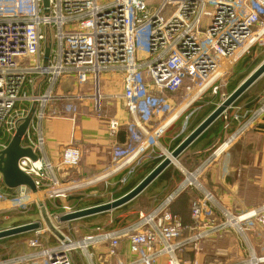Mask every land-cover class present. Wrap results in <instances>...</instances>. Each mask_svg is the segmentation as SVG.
<instances>
[{"label": "built area", "instance_id": "1", "mask_svg": "<svg viewBox=\"0 0 264 264\" xmlns=\"http://www.w3.org/2000/svg\"><path fill=\"white\" fill-rule=\"evenodd\" d=\"M47 1L44 7L42 0H0V151L7 148L17 127L28 117L21 147L36 156V160L29 157L17 162L18 169L32 179L36 193L26 187L9 193L0 186V214L26 211L32 203L43 205L47 199L66 197L102 180H60L61 171L79 166L81 152L72 146L62 150L56 163L46 159L42 124L59 114L56 107L49 108L52 103L62 102V112L70 113L72 121L80 111L74 103L87 97L94 101L93 111L99 113L103 103L100 77L118 74L123 89L114 96L123 101L130 117L132 142L125 149L113 148L114 163L123 162L110 175L129 168L130 176L147 154L157 151L163 132L177 118L176 108L166 112L157 95L177 94L184 88L180 102L190 104L205 92L216 94L229 70L264 43V0ZM64 79L72 80L75 94L66 96L59 91ZM89 85L93 94L87 96L83 87ZM232 107L221 118L226 121L225 129L234 122L238 127L222 145L231 143L264 113L263 102L241 122L236 107L229 114ZM158 114L165 117L151 130L145 129L142 124ZM107 122L108 134L116 137L121 123L115 118ZM206 165L182 170L184 178L177 190L160 206L139 214L130 226L115 231L98 227L80 240L57 232L58 244L40 249L35 256H43L47 264H72L71 252L83 251L91 260L88 249L107 243L112 257L120 241L126 240L132 258L119 264H157L159 259H164V264H205L197 259L186 263L182 256L188 250L199 251L200 243L216 236L238 235L247 244L250 233L263 238L264 204L240 214L221 207L200 182ZM190 188L199 189L202 195L191 203L192 223L184 225L170 205ZM40 235L36 230L30 248H42ZM246 249L247 255L239 260L217 259L210 264H264V255H257L249 244Z\"/></svg>", "mask_w": 264, "mask_h": 264}, {"label": "crops", "instance_id": "2", "mask_svg": "<svg viewBox=\"0 0 264 264\" xmlns=\"http://www.w3.org/2000/svg\"><path fill=\"white\" fill-rule=\"evenodd\" d=\"M99 84L100 93L103 96L101 110L105 103V106L108 107L107 113L111 116L101 115V111L99 112L100 115L96 111L94 112V101L87 97L82 99L78 104L74 103L80 110L78 116L75 117V121L70 119V113L62 112L64 105L62 102H54L49 108L56 107V111L59 112L58 116L54 115L42 124L43 135L46 139L44 147L46 159L56 163L61 157L62 150L68 146H72L81 152L79 166L73 170L64 169L59 174V178L62 182L70 180L80 181L81 179H89L96 177V175H100L114 164V162L111 163L113 148L125 149L128 147L129 143L132 142L128 127L130 117H128L125 111L123 101L115 97L121 94L123 89L121 77L114 73L104 74L100 77ZM102 90L105 91L106 94L103 93ZM59 91L62 92L61 86ZM83 91L87 96L93 94L91 85H89V87H83ZM184 92L185 90L183 88L180 89L177 94L162 93L160 94L161 96H156L163 104L168 103V105L172 106V109L176 108L178 112L180 110L182 112H177V118L165 129L163 132L164 134L158 141V149L156 150H164V148H161L162 142H164L166 148L173 150L175 148L173 147L174 142L179 141L180 138L184 139L186 137L185 135H187L186 133L189 132L190 134L196 126L203 121L202 120L190 131V127L195 123L203 110L215 105V103H213L206 108H202L203 102L196 99L188 105L189 107L187 106L186 109H181L185 106L183 102H180L183 100L181 98H183ZM75 93L76 91L73 87V92L70 95ZM242 95L231 106L236 107L240 111L241 122H244L247 118L251 117V114H249L250 112L258 109L259 106L263 104L264 88L262 93H258L256 96V102L252 100L247 101L245 99L243 102H240ZM174 99H176L175 103H173ZM233 107L229 111V114L234 111ZM198 109H201L199 111L200 113L196 114ZM183 110L190 111L188 115L192 116V114H195L193 121L188 126H186L185 121L179 122V119L182 117L181 115L184 113ZM164 115L165 114L152 115L151 121L142 125L145 129L151 130L152 127L162 121L165 117ZM109 118H115L121 123L116 137H111L110 134H108L107 120ZM225 123L226 121L221 117L214 121L196 141L181 153L177 160L181 162V165L185 163L191 171L197 169L202 163L207 162L200 178L204 190L211 193L221 207L233 213L240 214L264 204V113L254 120L245 132L236 137L228 145L222 144L235 132L234 130L238 127V124L234 122L229 128L225 129ZM220 146L221 148H219V152L217 153L216 150ZM214 152H216V155ZM157 157V151L153 155L147 154L143 161L138 166H135L134 172L130 176L128 174L129 168L113 173V178L110 180L113 182L114 188H109L111 184L109 183L110 180L107 181L108 177L105 182L97 184V187L101 185L105 187L104 191H109L107 192L109 193V199L99 196L96 191L99 187H95V183L81 187L79 190L66 197L60 199H47L43 205L32 203L26 211L13 210L12 212L1 213L0 221H4L5 223L2 224V227L0 225V231L30 223H38L39 228L36 230H40L41 232L40 240L43 245L42 248L29 247V242L35 239L36 230L0 239V245L7 249L9 254H7L8 256H5V258L1 257L0 264H47V260L43 256H35V253L48 246L52 247L57 245L58 239L60 238L57 233L59 229L61 231L65 230L69 236L71 233H76L78 236L76 240H80L84 235L93 232L94 229L98 227L106 231L126 228L130 226L132 222L138 220L139 214H147L149 211L160 206L167 196L173 194L177 190L184 178L182 172H178L181 173L182 178L174 171L171 173L172 171L169 170V166L150 183L145 191L131 200V203H134L149 196L150 201V206L143 211H137V214L131 221L117 219V217H122V214H118V212H121L122 208H125L131 203L109 212L84 217L76 221L62 223L59 220V218L62 217L64 213L67 214L66 212L69 210L78 211L99 204L109 203L125 195L126 193L115 196L127 186L130 180L138 177L137 174L141 168L144 170V166L156 160ZM146 176L147 175L142 177L137 183ZM123 179L125 182H122ZM5 191L11 193L8 188H6ZM201 195L202 192L194 188L181 192V194L173 199L174 201L170 205V211L181 217L184 225H190L192 223V218L190 217L191 203L194 199L201 197ZM53 208L56 209L57 212L50 213V210H53ZM214 211L218 214L219 208L215 206ZM54 216H59L58 219H54L57 221L56 226L49 221V217L54 218ZM51 226L53 231L49 229ZM233 236L238 240H242L246 248L248 244L254 248L257 246L260 250L264 248V245L261 244L263 239L258 238L260 236L256 233H250L248 235V244L238 235L232 234L227 236V238H233ZM216 238L218 237L216 236ZM216 238L211 240H215ZM222 238L227 239L226 236ZM115 252V256L111 257L108 244L98 243V245L88 249V253L92 255L91 260L89 259V254L79 250L70 253V260L72 264H119L120 262H129L132 258L126 240L120 241ZM244 255H247V252ZM260 255H264V250L260 251ZM157 264H164V259H159Z\"/></svg>", "mask_w": 264, "mask_h": 264}, {"label": "water", "instance_id": "3", "mask_svg": "<svg viewBox=\"0 0 264 264\" xmlns=\"http://www.w3.org/2000/svg\"><path fill=\"white\" fill-rule=\"evenodd\" d=\"M44 7L48 6L47 0H42ZM44 60H47L48 57V48L45 49ZM264 74V60L262 64L253 70L250 74L246 76L244 81L235 88L226 99L218 105L208 117H206L196 128L187 135L180 143L173 149L170 153L172 160L177 161L181 153H183L186 148H188L197 138L204 133V131L209 128L214 121L221 117V114L225 112L230 106L235 103L242 94L246 92L260 77ZM61 90L64 95L69 96L73 92V85L71 79H64L61 82ZM25 121L19 125L12 136L11 142L7 148L3 151H0V175L3 180V184L6 188L12 190L20 187H26L30 189L33 193H36V188L33 185V181L30 177L26 176L21 172L17 167V162L21 158H31L36 160V156L31 153V150L28 148L21 147V139L29 125V118L24 119ZM170 158L164 157V159L159 162L155 168L150 171L145 178H143L135 187L131 189L125 195L114 199L109 203L99 204L94 207L80 209L78 211L70 212L64 214L59 218L60 222H70L76 221L84 217H89L97 215L99 213L109 212L116 208L122 207L126 204L131 203V200L139 196L143 191L147 189L150 183L155 180L160 174L172 164ZM115 161V157L111 158V163ZM39 228L38 223H30L26 225L16 226L12 229L0 231V239L12 237L17 234L28 233L30 231L36 230Z\"/></svg>", "mask_w": 264, "mask_h": 264}, {"label": "rangeland", "instance_id": "4", "mask_svg": "<svg viewBox=\"0 0 264 264\" xmlns=\"http://www.w3.org/2000/svg\"><path fill=\"white\" fill-rule=\"evenodd\" d=\"M263 60H264V43H262L260 46H256L253 50H251L248 54H246L245 57H243L237 63V65H235L232 69L229 70L227 75L222 80V81H224V83H220L221 88H219V90L217 91L216 94H211V92L208 91V92H205L202 95H200V97H199L200 99H198V100H200V102H203L202 108H206L208 105H211L213 103H215V108H216L218 105H220L226 99V97L229 96V94L226 93V89H227V87H228L230 82L236 80L237 77L241 76V74H242V76L244 75V71H241V70L239 71V69L242 66H245V64H243V63H245V61H249L251 66H254L253 70H255L258 66H260V64H262ZM244 79L241 80V82L238 84V86L244 81ZM186 85L189 86V82H187ZM263 88H264V75H263V77L261 79L257 80L250 88H248V90H246L244 95H242V98L240 99V102H243L244 99L247 100V101L248 100H252L253 102L254 101L256 102V100H257L256 96L258 95V93H262ZM103 93L106 94L105 91H103ZM175 102H176V99L173 100V103H175ZM105 105L106 104L104 103L103 104L104 107H102V110H101V115L111 116V115H109V113H107V108L108 107L105 106ZM164 105L166 107V112L169 109H172V106L168 105V103L167 104L164 103ZM188 105L189 104L186 103L185 106L182 107L181 109H183V108L186 109V107ZM200 110L201 109H198V111H196V114H199ZM180 112H181V110L178 113H180ZM189 113H190V111L185 110L184 113L181 115L182 117L179 119V122H182V121L184 122L185 121L186 122V126H188L193 121L194 115H195V114H192V116L188 115ZM99 115H100V113H99ZM186 134L188 135L189 132L186 133ZM187 135H185V136H187ZM161 146H162L161 147L162 149L164 148L169 153H171L173 151V150H169V148H166L164 142L161 143ZM112 153H113V151H112ZM157 155H158L157 159L159 160V162H161L164 159V157H165L164 151H162V150H157ZM184 164L185 163H183L181 165V162L177 160L176 164L172 163V164L169 165V167H170L169 170L172 171L171 173H173V171H174V172L177 173V175L181 176V173H178V172H181V170L191 171L189 169V167H187V165L186 164L184 165ZM143 171L144 170L141 168V170L138 172L137 175L141 174ZM114 173H117V172H114ZM106 178L102 179L101 181H98L95 184L96 185L95 187H97V184L105 182ZM112 178H113L112 175L108 176L107 181H109L110 179L112 180ZM181 178H182V176H181ZM111 180L109 181L111 186L108 185V186H110L109 187L110 189L114 188L113 182H111ZM2 185H3V181H2V177L0 175V186H2ZM98 187H99V189H97L96 191L98 192L99 196L101 198L109 199V193H107L109 191H104L105 190L104 186L100 185ZM149 206H150V201H149V196H148L147 198L140 199L139 201L131 203L130 205L126 206L125 208H122V211L119 210L121 212H118V214H122V217H117V219L118 220L131 221V220H133V217H135V215L137 214V211L138 212H140V210L143 211L144 209H147ZM75 211H77V210H75ZM53 212L54 213L57 212L56 209L53 208V210H50V213H53ZM49 219H50L49 221H51L54 224V226H56V222L57 221L54 220L52 217H49ZM3 223H5V222L4 221H2V222L0 221L1 227H2ZM49 229L52 230V226H51V228L49 227ZM58 232L61 233L63 236L64 235L67 236V237L71 236V237H73L74 240H76V238H78L76 233H71V235L69 236V234L66 233L65 230L61 231L59 229ZM258 238L263 239L261 241V244L264 245V237L263 238L258 237ZM251 247L253 249H255L256 254L259 255V256H260V251L264 250V248L261 249V250L258 249L259 247H257V246H256V248H254L253 246H251ZM198 250L199 251H197V252L192 251V250H188L187 252H185L183 254L182 260L185 261L186 263H190L194 259H197L199 261L201 260L202 263H205V264L209 263L210 264V263H213L217 259L220 260V261L239 260L243 256H245L244 254L247 252L246 251L247 249H246V247H244V244L242 243V240H238L234 236H233V238L229 237L227 239L222 238V237H218L215 240H206V241L200 243V245L198 246ZM258 250H260V251H258ZM7 254H8V250L0 245V259H1V257L5 258V256L9 255V254L8 255Z\"/></svg>", "mask_w": 264, "mask_h": 264}, {"label": "trees", "instance_id": "5", "mask_svg": "<svg viewBox=\"0 0 264 264\" xmlns=\"http://www.w3.org/2000/svg\"><path fill=\"white\" fill-rule=\"evenodd\" d=\"M245 66H242L239 71H244V75L237 77L236 80L232 81L229 83L227 89H226V93H231L235 88H237L238 84L241 82V80H243L244 78H246V76L254 69V66H251V64L249 63V61H245ZM215 108V105L207 107L205 110H203V112L199 115V117L196 119L195 123L190 127V131L193 130V128H195V126L197 124H199L202 120H204ZM182 138L179 139V141L174 142L173 147H176V145H178L180 143ZM159 163V160L156 159L152 162L147 163V165H145L144 167V171L141 175H138V177L130 180V182L127 184L126 187H124L122 189V191L118 194H116L115 196H119V194H125L129 191H131V189L136 185V183L145 175H147L148 172H150L153 168H155V166Z\"/></svg>", "mask_w": 264, "mask_h": 264}, {"label": "bare ground", "instance_id": "6", "mask_svg": "<svg viewBox=\"0 0 264 264\" xmlns=\"http://www.w3.org/2000/svg\"><path fill=\"white\" fill-rule=\"evenodd\" d=\"M176 114H177V112H176ZM175 113L174 114H172L174 117H175V115H176ZM171 115V116H172ZM178 115V114H177ZM172 118V117H171ZM170 117L167 119V120H169V119H171ZM117 120V119H116ZM118 121V120H117ZM118 123H120V121H118ZM164 151V153H165V156L166 157H168V158H170L171 159V157H170V153L169 152H166L165 150H163ZM171 161H172V163H175L176 164V161H174V160H172L171 159ZM123 161H119L117 164H113L112 166L113 167H110L107 171H105V172H103V173H101L100 175H96V177H93V178H90V179H88L87 181H89V182H94V181H97V180H99V179H104V178H106L107 176H109L112 172H113V170H115V169H117V167L122 163Z\"/></svg>", "mask_w": 264, "mask_h": 264}]
</instances>
